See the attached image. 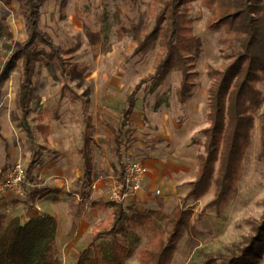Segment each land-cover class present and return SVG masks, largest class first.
Here are the masks:
<instances>
[{"label":"rangeland","instance_id":"374dc122","mask_svg":"<svg viewBox=\"0 0 264 264\" xmlns=\"http://www.w3.org/2000/svg\"><path fill=\"white\" fill-rule=\"evenodd\" d=\"M41 2L40 27L60 46L63 65L39 63L36 68L27 98L31 135L22 126L18 106L19 63L0 82V132L8 140L10 154L5 164L6 148L0 138V170L16 160L27 166L34 158L33 186L62 190L35 203L39 211L56 217L61 264H72L96 230L111 225L110 205L101 209L89 205L93 200L109 201L111 181L118 177L112 131L106 122L118 123L127 94L140 77L153 70L159 48L155 43L147 51L133 54L137 42L152 26L151 0ZM214 19L209 0L184 1L181 36L193 45L189 60L199 72V86L189 101L179 103L176 98L181 79L177 70H171L158 87L137 93L130 115L131 131L123 137L122 151L125 166L139 165L141 177L139 187L127 191L120 202L127 215L151 210L169 214L182 202L188 182L195 176L196 154L203 141L199 131L207 125V91L214 82L210 70L222 68L234 54L230 48L234 34L224 25L210 27ZM0 21L10 25L16 41L24 39L19 0H0ZM4 50L0 36V62ZM257 87L264 95V80ZM260 111L255 114L235 193L220 212L203 209L213 196L212 189L197 200H187L195 232H185L177 241L171 264H201L208 255L221 256L233 242L253 233L251 223L264 213ZM84 113L94 124L96 140L92 149L94 181L87 200L78 193L82 173L78 149ZM39 124L48 126V131L40 130ZM163 219L152 216L159 224ZM153 228L154 223L148 225V230ZM147 239L143 227L125 236L132 249L126 264H138ZM255 264H264V249Z\"/></svg>","mask_w":264,"mask_h":264},{"label":"trees","instance_id":"16d2710c","mask_svg":"<svg viewBox=\"0 0 264 264\" xmlns=\"http://www.w3.org/2000/svg\"><path fill=\"white\" fill-rule=\"evenodd\" d=\"M19 1L25 37L16 41L10 25L0 21V36L5 49L1 55L0 82L19 63L18 106L22 126L31 135L27 121V98L32 89V77L39 63L48 66L55 62L62 66L63 57L60 46L40 27L41 0ZM184 1L151 0L154 9L152 26L137 42L133 54L145 52L157 43L159 52L153 70L140 77L127 94L118 123L106 122L112 131V152L120 179H123L125 168L123 137L131 131L130 115L138 91L158 87L171 70L181 74L175 93L179 103L189 101L199 86V72L189 60L193 45L181 36ZM209 4L213 6L215 16L209 25L212 28L224 25L234 34L230 42L234 54L222 68L210 70L214 82L207 91V125L199 131L203 141L196 154V173L188 182L182 202L165 215L159 210L127 215L121 203L91 201L90 207L99 209L110 205L111 225L96 230L92 240L78 252L72 264H126L132 249L128 247L125 236L138 227L148 232V239L139 252L138 264H171L177 241L185 232H195L190 224L192 210L186 207L187 200H197L212 189L213 196L203 209L220 212L235 193L243 157L251 142L255 114L260 109L259 137L264 146V95L257 87V83L264 80V0H209ZM83 122L78 149L82 171L78 193L82 199H87L94 181L92 149L96 140L93 136L94 124L85 113ZM38 128L44 132L49 129L44 124H39ZM0 137L5 141L1 134ZM5 148L7 162L10 155L6 142ZM34 163L32 158L26 166L24 214L10 217L7 212L0 211V264H61L57 219L39 211L34 205L37 200L58 190L33 186L36 182ZM152 216L164 218L163 222H154ZM151 223H154V228L148 230ZM251 229L253 233L244 236L240 242H233L227 253L216 257L208 255L201 264H255L264 249V213L259 220L251 223ZM99 239L106 242L98 243Z\"/></svg>","mask_w":264,"mask_h":264},{"label":"built area","instance_id":"2783aa9c","mask_svg":"<svg viewBox=\"0 0 264 264\" xmlns=\"http://www.w3.org/2000/svg\"><path fill=\"white\" fill-rule=\"evenodd\" d=\"M26 177V166L19 160L14 161L0 177V196L12 192L16 196L25 195L23 184ZM141 167L137 164L126 165L123 179L113 178L109 199L112 202L120 203L127 191L139 187ZM158 192V190H157Z\"/></svg>","mask_w":264,"mask_h":264},{"label":"crops","instance_id":"0c3cea01","mask_svg":"<svg viewBox=\"0 0 264 264\" xmlns=\"http://www.w3.org/2000/svg\"><path fill=\"white\" fill-rule=\"evenodd\" d=\"M0 134L2 135V137L5 139V141H3V139H2V141H3V143H4V148H5V142L7 143V145H9V143H8V140H7V138H5V136L0 132ZM5 153H6V150H5ZM10 155V154H9ZM4 158H5V156H4ZM5 162H6V160H5ZM4 162V163H5ZM3 166V165H2ZM7 170V168L6 169H4V170H0V171H2V174H3V172L4 171H6ZM2 176V175H1ZM0 176V177H1ZM55 190H58V191H54V193L56 194V193H59V192H61L62 190L59 188H57V189H55ZM53 193V194H54ZM49 196V195H48ZM89 196H90V194H89ZM24 198L25 197H21V196H16V195H14L12 192H6V193H4L2 196H0V211H5V212H7V214L11 217V216H14V215H18V214H21L23 211H24ZM46 198V197H45ZM88 199V198H87ZM87 199H85V200H87ZM15 200H17L16 202H15ZM40 200H42V199H40ZM38 201V200H37ZM36 201V202H37ZM35 205V207L38 209V210H40V207H38L37 206V203H35L34 204ZM92 208H97V207H92ZM41 212H44V211H42L41 210ZM46 213H49V212H46ZM23 214H24V212H23ZM49 214H51V213H49ZM51 215H53V214H51Z\"/></svg>","mask_w":264,"mask_h":264}]
</instances>
